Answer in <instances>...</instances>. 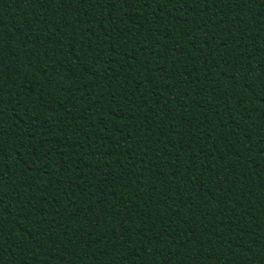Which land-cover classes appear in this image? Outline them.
Returning a JSON list of instances; mask_svg holds the SVG:
<instances>
[{"label":"trees","instance_id":"1","mask_svg":"<svg viewBox=\"0 0 264 264\" xmlns=\"http://www.w3.org/2000/svg\"><path fill=\"white\" fill-rule=\"evenodd\" d=\"M0 264H264V0H0Z\"/></svg>","mask_w":264,"mask_h":264}]
</instances>
